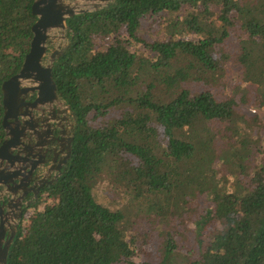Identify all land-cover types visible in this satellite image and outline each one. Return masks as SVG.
<instances>
[{
	"label": "trees",
	"instance_id": "obj_1",
	"mask_svg": "<svg viewBox=\"0 0 264 264\" xmlns=\"http://www.w3.org/2000/svg\"><path fill=\"white\" fill-rule=\"evenodd\" d=\"M34 2L0 0V145L1 86L29 52ZM67 24L53 78L73 156L8 264H264V151L236 112L264 107V0H115ZM240 33L254 95L219 98L207 75ZM107 169L120 207L97 196Z\"/></svg>",
	"mask_w": 264,
	"mask_h": 264
},
{
	"label": "flooded vegetation",
	"instance_id": "obj_2",
	"mask_svg": "<svg viewBox=\"0 0 264 264\" xmlns=\"http://www.w3.org/2000/svg\"><path fill=\"white\" fill-rule=\"evenodd\" d=\"M55 46L49 43L48 54ZM15 113L8 120L13 142L0 156V264H8L16 239L43 211L46 193L66 172L76 140V120L66 103L30 105ZM5 141L12 137L4 129L0 148Z\"/></svg>",
	"mask_w": 264,
	"mask_h": 264
},
{
	"label": "water",
	"instance_id": "obj_3",
	"mask_svg": "<svg viewBox=\"0 0 264 264\" xmlns=\"http://www.w3.org/2000/svg\"><path fill=\"white\" fill-rule=\"evenodd\" d=\"M115 0H35L32 15L37 21L32 26L33 38L30 49L17 74L3 82L1 86L4 109L3 128L12 141H5L0 148V156L13 142L8 120L15 118L17 110L22 108L64 105L58 95L53 78L55 62L62 57L70 46L67 32L71 30L68 19L76 15L98 11L108 7ZM63 42L48 54L49 43ZM28 96H36L33 104L26 102ZM1 177V176H0Z\"/></svg>",
	"mask_w": 264,
	"mask_h": 264
},
{
	"label": "rangeland",
	"instance_id": "obj_4",
	"mask_svg": "<svg viewBox=\"0 0 264 264\" xmlns=\"http://www.w3.org/2000/svg\"><path fill=\"white\" fill-rule=\"evenodd\" d=\"M239 35H241V38L233 36L227 41L225 46L218 47L217 56L220 61V67L213 74L207 75L209 82L212 83L209 88L215 89L219 98H239L244 94L254 95L255 86L247 82L248 72L244 66L238 63V59L241 56V47L244 45L243 38H245L244 33H240ZM183 36L184 39L198 38L196 35L188 32ZM57 45L62 46L63 42ZM262 71L258 69L253 71L252 74L258 75ZM204 82L205 79L200 77V80L198 79L190 87L195 89H198L200 86L204 87ZM236 112L240 118L243 117L244 119V122L240 125L243 131L242 136L255 142L258 149L261 148L264 151V107L241 104ZM261 159L264 160V154H262ZM114 172L115 169H107L96 185L98 198L102 202L111 205L112 208L122 206L126 196L124 186L121 183L119 185V176H117L118 180H116ZM156 246L157 244L151 245L148 250L151 251Z\"/></svg>",
	"mask_w": 264,
	"mask_h": 264
}]
</instances>
